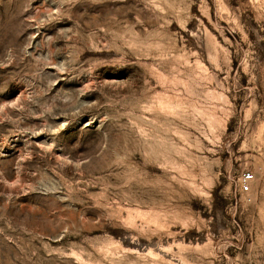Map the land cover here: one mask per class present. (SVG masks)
Returning <instances> with one entry per match:
<instances>
[{"label": "rangeland", "instance_id": "1", "mask_svg": "<svg viewBox=\"0 0 264 264\" xmlns=\"http://www.w3.org/2000/svg\"><path fill=\"white\" fill-rule=\"evenodd\" d=\"M0 264H264V0H0Z\"/></svg>", "mask_w": 264, "mask_h": 264}, {"label": "built area", "instance_id": "2", "mask_svg": "<svg viewBox=\"0 0 264 264\" xmlns=\"http://www.w3.org/2000/svg\"><path fill=\"white\" fill-rule=\"evenodd\" d=\"M253 178H254L253 173L247 172L244 174L242 179V186H241L242 191L248 192L250 190V183L253 180Z\"/></svg>", "mask_w": 264, "mask_h": 264}]
</instances>
